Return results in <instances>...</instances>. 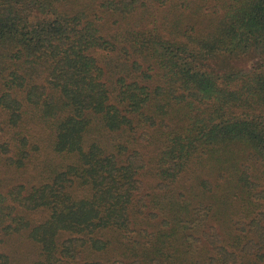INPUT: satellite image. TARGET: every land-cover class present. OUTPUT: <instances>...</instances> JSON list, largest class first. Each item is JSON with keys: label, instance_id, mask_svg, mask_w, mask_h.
<instances>
[{"label": "trees", "instance_id": "16d2710c", "mask_svg": "<svg viewBox=\"0 0 264 264\" xmlns=\"http://www.w3.org/2000/svg\"><path fill=\"white\" fill-rule=\"evenodd\" d=\"M25 120L66 160L0 191V264H264V0H0L18 167Z\"/></svg>", "mask_w": 264, "mask_h": 264}, {"label": "rangeland", "instance_id": "374dc122", "mask_svg": "<svg viewBox=\"0 0 264 264\" xmlns=\"http://www.w3.org/2000/svg\"><path fill=\"white\" fill-rule=\"evenodd\" d=\"M259 56L251 58L252 62H256ZM250 64L251 61H250ZM17 130H20L22 134L28 135L29 150L30 153L25 160V166L18 167L12 164L8 157L3 153H0V191H8L14 189L18 185L29 186L37 181L45 180V177L53 171L54 168L59 167L63 160H66L64 156L58 155L51 149L49 140V131L41 126H34L25 122ZM147 158L152 156V153H148L145 150ZM13 152L11 156H13ZM25 188V187H24ZM24 214V215H22ZM22 216L28 217L29 221L36 222L39 220L37 212L22 211ZM17 235V234H16ZM12 237L4 236L0 233V254L7 253L11 255V259L16 263L21 260V252L32 251L33 246L27 242L23 244V236ZM32 253V252H31Z\"/></svg>", "mask_w": 264, "mask_h": 264}]
</instances>
